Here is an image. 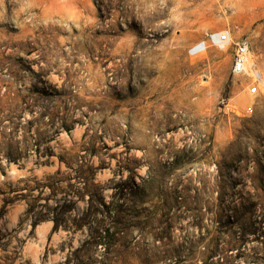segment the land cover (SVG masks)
Instances as JSON below:
<instances>
[{
  "label": "rangeland",
  "instance_id": "obj_1",
  "mask_svg": "<svg viewBox=\"0 0 264 264\" xmlns=\"http://www.w3.org/2000/svg\"><path fill=\"white\" fill-rule=\"evenodd\" d=\"M225 29L264 78V0H0V264H264V86L188 53Z\"/></svg>",
  "mask_w": 264,
  "mask_h": 264
},
{
  "label": "built area",
  "instance_id": "obj_2",
  "mask_svg": "<svg viewBox=\"0 0 264 264\" xmlns=\"http://www.w3.org/2000/svg\"><path fill=\"white\" fill-rule=\"evenodd\" d=\"M231 50V69L233 77H244L248 81V94L255 96L260 92L262 76L257 67L250 63V44L246 38L233 40L229 30L207 33L188 51L191 56L207 52L209 49Z\"/></svg>",
  "mask_w": 264,
  "mask_h": 264
},
{
  "label": "trees",
  "instance_id": "obj_3",
  "mask_svg": "<svg viewBox=\"0 0 264 264\" xmlns=\"http://www.w3.org/2000/svg\"><path fill=\"white\" fill-rule=\"evenodd\" d=\"M9 161H12L11 159H9ZM61 221L59 219H54L53 220V228H52V232H55L59 229V227L61 226Z\"/></svg>",
  "mask_w": 264,
  "mask_h": 264
},
{
  "label": "bare ground",
  "instance_id": "obj_4",
  "mask_svg": "<svg viewBox=\"0 0 264 264\" xmlns=\"http://www.w3.org/2000/svg\"><path fill=\"white\" fill-rule=\"evenodd\" d=\"M261 85L264 86V78L261 79Z\"/></svg>",
  "mask_w": 264,
  "mask_h": 264
}]
</instances>
